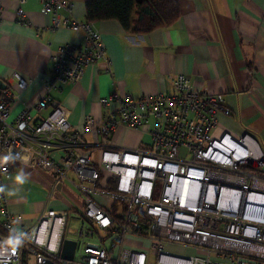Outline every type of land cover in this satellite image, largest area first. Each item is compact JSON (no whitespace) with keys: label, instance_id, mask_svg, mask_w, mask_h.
Here are the masks:
<instances>
[{"label":"built area","instance_id":"2783aa9c","mask_svg":"<svg viewBox=\"0 0 264 264\" xmlns=\"http://www.w3.org/2000/svg\"><path fill=\"white\" fill-rule=\"evenodd\" d=\"M40 2L51 27H66L73 37L51 55V75L41 78L38 97L13 119L17 95L0 96V188L13 163L49 172L47 201L59 185L72 187L80 200L79 226L69 231V213L54 208L26 224L8 210L3 190L0 264H23L25 255L32 264H264V215H255L261 205L252 203L264 199V150L247 133L211 134L218 112L229 111L224 95L178 73L172 92L136 97L114 89L99 99L108 107L101 117L85 114L82 129L72 127L70 109L51 92L78 81L99 59L110 71V60L95 20L75 17L73 1ZM16 14L25 20L20 5ZM12 76L21 89L30 80ZM47 107L44 117L30 112ZM120 127L149 141L119 145L112 135ZM19 234L22 243L13 252L5 241ZM64 238L76 241L72 260L60 256Z\"/></svg>","mask_w":264,"mask_h":264},{"label":"crops","instance_id":"0c3cea01","mask_svg":"<svg viewBox=\"0 0 264 264\" xmlns=\"http://www.w3.org/2000/svg\"><path fill=\"white\" fill-rule=\"evenodd\" d=\"M71 1L73 15L86 19L89 0ZM19 5L24 21L16 14ZM179 8L176 20L146 33L126 30L115 19L95 21L110 71L104 69V59L94 61L78 81L62 84L52 96L70 109L72 127L80 130L85 114L103 115L108 107L99 99L114 89L120 95L129 92L136 97L159 90L172 92L171 77L182 73L193 85L224 95L229 111L218 112V123L210 131L214 137L224 131L235 136L247 133L264 150V0H179ZM0 11V81L6 84L0 96L9 91L17 95L8 117L13 119L38 97L41 78L51 75V55L73 33L61 25L52 28V19L42 11L40 0H1ZM14 72L30 78L24 88L17 86ZM50 110L31 108L30 112L40 118ZM112 137L124 146L149 141L148 135L124 127ZM51 181L49 172L13 163L4 185L8 210L24 216L26 224L45 208L78 213L79 196L69 185H59L47 201Z\"/></svg>","mask_w":264,"mask_h":264},{"label":"trees","instance_id":"16d2710c","mask_svg":"<svg viewBox=\"0 0 264 264\" xmlns=\"http://www.w3.org/2000/svg\"><path fill=\"white\" fill-rule=\"evenodd\" d=\"M180 14L179 0H89L86 19H115L134 33H146L172 23ZM23 264H28L27 255Z\"/></svg>","mask_w":264,"mask_h":264},{"label":"water","instance_id":"95a60500","mask_svg":"<svg viewBox=\"0 0 264 264\" xmlns=\"http://www.w3.org/2000/svg\"><path fill=\"white\" fill-rule=\"evenodd\" d=\"M6 87V84L0 81V92ZM253 213L257 216L263 215L264 208H254ZM76 247V241L71 238H64L61 245L60 256L66 260H72L74 257V251Z\"/></svg>","mask_w":264,"mask_h":264},{"label":"rangeland","instance_id":"374dc122","mask_svg":"<svg viewBox=\"0 0 264 264\" xmlns=\"http://www.w3.org/2000/svg\"><path fill=\"white\" fill-rule=\"evenodd\" d=\"M183 154H185V152L183 151ZM54 198H57L59 200H61L62 198L59 196H54ZM62 201V200H61ZM58 210V209H57ZM59 210H62V209H59ZM64 210H67V209H64ZM67 212L69 213L68 214V222H67V229L69 231H76L78 229V226H79V220L77 218V212L76 211H73V210H67ZM180 250V248H172V250ZM28 264H32V260H31V257L29 259V262Z\"/></svg>","mask_w":264,"mask_h":264},{"label":"clouds","instance_id":"9594fccd","mask_svg":"<svg viewBox=\"0 0 264 264\" xmlns=\"http://www.w3.org/2000/svg\"><path fill=\"white\" fill-rule=\"evenodd\" d=\"M8 157H3L4 161H7ZM17 180H19L20 182L22 181L21 177H17ZM4 189L0 188V192H2ZM22 235L23 234H19V235H15V236H10L6 241L5 244L11 245V250L13 252H15L16 248L22 243ZM3 252V249H0V253Z\"/></svg>","mask_w":264,"mask_h":264},{"label":"bare ground","instance_id":"6f19581e","mask_svg":"<svg viewBox=\"0 0 264 264\" xmlns=\"http://www.w3.org/2000/svg\"><path fill=\"white\" fill-rule=\"evenodd\" d=\"M254 205H258L260 207L264 206V199H257L256 197H253V202ZM264 215V213H262Z\"/></svg>","mask_w":264,"mask_h":264}]
</instances>
